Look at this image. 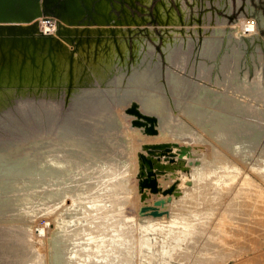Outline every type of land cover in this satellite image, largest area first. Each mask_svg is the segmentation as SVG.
Returning <instances> with one entry per match:
<instances>
[{"label": "rangeland", "instance_id": "rangeland-1", "mask_svg": "<svg viewBox=\"0 0 264 264\" xmlns=\"http://www.w3.org/2000/svg\"><path fill=\"white\" fill-rule=\"evenodd\" d=\"M102 1L105 0H97L96 4ZM106 1L110 4L109 16L131 18L124 25L132 28L128 32L132 50L134 38L145 35L158 52L150 42L137 41L135 57L131 56L129 61L126 42L120 41L118 47L112 40L104 41L96 54L91 51L90 57L85 52L76 54L79 78L69 101L66 81L56 87L34 86L18 91L27 98L55 101L61 105L62 115L72 107L77 90L99 85L110 88L117 72L122 94L131 78L148 62L154 63L163 93L171 105L169 116L175 122L182 114L181 118L197 135L158 136L144 141L137 152L130 149L124 137L120 144L114 141L113 146L102 151L91 147V150L78 149L79 145H73L55 157V160L66 158L65 167L50 162L51 155L45 151H38L19 168H6L2 162L0 264H36L38 260L39 264H53L59 246V251L66 252L86 241L88 233L104 237L102 247H108L115 264L118 261L162 264L163 254L157 251L161 242L171 239L170 229L183 227L193 232V239L182 240L168 264H264V131L244 147L239 146L242 140L226 135L222 138L212 131L214 120L229 114L228 123L241 137L243 132H253V127L247 126L251 125L252 117L233 109L235 104L243 107L248 89L229 87L232 85H227L228 79L242 87L248 85L250 95L261 99L255 103L264 108V94L255 93L251 86L257 79L264 83V0ZM166 2L185 22L159 21L161 7ZM84 14L82 20L88 17L87 14L83 17ZM41 17L58 19L55 15ZM246 18L254 21V29L238 38V24ZM216 38V50L206 54L207 41ZM166 39L167 43L172 42L167 44ZM178 48L190 53L185 69L179 71L188 81L183 96L182 92L171 91L169 81L170 70L175 69L172 54ZM83 55L85 58L80 62ZM13 96L10 90L0 98V135L5 140L11 139L2 122L10 126L5 101L13 100L15 105ZM194 101H200L198 123L182 113ZM117 102L126 103L127 99L120 97ZM32 116L33 113L28 115L33 119ZM126 130L122 133L125 136ZM112 133L107 136L114 138ZM53 138L59 137L53 135ZM128 139L132 141L131 136ZM32 140L10 152L13 160L24 155ZM165 142L172 145L168 155L160 158V164L165 167L155 172L160 188L155 191L147 185L142 187L141 181L146 178L140 172L139 153H147L145 143ZM211 158H215L218 170L207 164ZM99 162L112 164L107 173L114 177L99 178ZM116 176L123 181L110 188V184L117 182ZM145 238L154 245V250H145L142 244Z\"/></svg>", "mask_w": 264, "mask_h": 264}, {"label": "bare ground", "instance_id": "bare-ground-1", "mask_svg": "<svg viewBox=\"0 0 264 264\" xmlns=\"http://www.w3.org/2000/svg\"><path fill=\"white\" fill-rule=\"evenodd\" d=\"M104 4L107 5L105 6V9L108 10L109 5L106 2L102 3V9ZM169 22L171 23V21ZM99 25L103 26L105 24ZM254 26L255 23L252 19L246 18L245 20H242V22L238 24V30L236 32L237 37L242 38L247 35L248 31H252L254 29ZM40 27L45 33H56L58 29L57 19H44L41 17ZM103 30L105 31L107 28H103ZM217 41V38L207 41L205 49L206 54H211L216 50ZM78 53H82V51ZM68 54L69 52L65 56ZM189 56V52L180 48L173 51L172 54V60L176 71L175 69L170 70V89L172 92L175 91L174 93L176 94H180L182 92V96L184 89L187 88L188 81L179 71L185 69ZM84 58L85 57L83 55L80 62H83ZM68 62L69 61H67V63ZM64 63L66 64V61H64ZM156 69L157 65L148 62L145 68L129 80L128 87L122 94L119 93L120 82L118 81V78L120 76L117 72L113 74L114 79L110 88L99 85L98 87L83 88L79 91L77 90L75 96L73 97L72 107L62 115L60 110L61 105L53 103L55 101H49L48 99L45 100V98H27L22 95L20 91L13 90L14 101H16L15 105L13 104V100L7 99L5 101L6 108L9 109L7 111V115L12 123L10 122V126H8L4 120L2 121L3 125L8 129V136L11 139L5 140L0 135V167H3L2 162H4L7 166L6 168L12 169L14 166L19 168L24 163L31 161L33 155H35L38 151H45L49 153L51 155L50 158H52L50 162H55L57 165L65 167L67 164V161L65 160L66 158L55 160V157L61 156L62 152L66 151V148L70 149L73 148V145H79L78 149L85 150L90 149L91 147L95 150L102 151L103 148L113 146L114 141L120 144L122 137H124L125 142L130 146V149L137 152L144 141L157 139L158 136L163 138H166L171 134L177 137L196 136L197 132L195 129L181 118L182 114L175 119V122L169 116L168 112L171 105L167 96L163 93L164 89L158 80V72ZM227 85H232L229 87H233L237 90H242L243 88L248 89L246 93L247 100L242 101L243 107H239L240 105L235 104L233 109L252 117L251 125L247 126H252L253 132L252 134L251 131L248 133L243 132L241 133L243 134L241 137L236 132L237 130L235 131L232 129L228 123V120L231 117L229 114H226L223 118L218 117L214 120V127L212 128V131H217L222 138L224 135L230 137L234 136L235 140H242V143L239 146L244 147L247 142L254 141L257 137H260L264 131V108H262L263 106L260 104L255 103L257 100L261 99L255 95H250L251 91L248 85H244L242 87L230 79L227 80ZM251 86L252 90H255V93L264 94V83H261L259 79H257ZM120 97H126L127 102L119 104L117 100ZM134 101H138L140 103L144 112L154 114L158 117V127L160 129L159 133H145L142 128L132 125L131 121L134 115L130 114L133 116L131 118L128 115L129 113L126 112V108ZM236 101L238 103L240 100L237 99ZM199 103L200 101L190 102L184 107L182 112L196 123L199 122V119L196 117L198 114ZM15 110H18V115L13 114ZM31 113H33V119L28 117ZM259 119H263V122H260ZM12 126L15 128H11ZM87 128L89 130H87ZM125 129H127V136H125V133L122 134ZM112 131L115 132L112 133ZM32 132L39 133L41 138L37 139L35 134H33L32 136L34 140L31 141V145H29L28 149L24 152V155H21L13 160L14 157H11V153H5L8 148H11L10 145H12L13 142H18L20 144V141L24 140L19 137L29 136ZM109 133H115V138H109L107 136ZM53 134L59 138L54 139ZM129 136L132 137V141L129 139L127 140ZM5 142L8 143L5 145ZM16 147H18V145ZM67 157L70 159L72 156ZM9 159L13 161L8 163L10 161ZM117 159L118 158H114V160ZM207 162L210 167L218 170L219 165L215 164V158L208 159ZM97 165L100 166V172L98 173L99 178L103 175L106 176L107 180L114 177L107 173L112 164L99 162ZM116 181V183L109 185L110 188L116 186L117 183H121L123 180L119 176L116 178ZM169 234L171 239L168 240L165 238L157 250L159 253L163 254L160 258L162 264H168L170 262L171 257L177 253L182 240L193 239L191 238L193 232L187 227L177 230L170 229ZM104 242V237L102 235L88 233L86 241L76 244L75 247L69 248L66 252L63 249L59 251V246L57 251L54 252L53 264H115L113 263V256H110L108 247H102ZM142 244L145 250H154V245H151L146 238L143 240ZM119 258L120 257H118V259ZM72 260L74 261L72 262ZM36 264H39V260ZM117 264H122V261H118Z\"/></svg>", "mask_w": 264, "mask_h": 264}, {"label": "water", "instance_id": "water-1", "mask_svg": "<svg viewBox=\"0 0 264 264\" xmlns=\"http://www.w3.org/2000/svg\"><path fill=\"white\" fill-rule=\"evenodd\" d=\"M83 1L90 8V15L84 20L81 18L82 13L78 12V8L83 7ZM83 1H63L59 4L55 0H0V98L10 90L34 88V86L39 88L56 87L66 81L67 101H69L79 78L75 59L78 52H85L90 57L91 51L93 50V53L96 54L104 41L112 40L118 44V47H121L120 41H123L129 47V61H131V56L135 57L136 42L144 40L150 42L145 35L136 36L132 50L128 40L130 37L128 32L132 28L124 25V22L130 23L131 18L126 16L127 20H125L116 15L109 16L110 4L107 1H102L95 6L91 3L92 0ZM104 2L109 5L108 10L102 9ZM132 3L130 1V4L134 5ZM116 5L118 4L116 3ZM42 15H55L58 18L56 33L43 32L40 27ZM128 15H131L129 11ZM161 15L162 12H160L159 21L164 24L167 21H163ZM99 24H105V26ZM103 27L107 30L104 31ZM164 29L165 32H168L166 27ZM152 36L154 39H158L156 34H152ZM169 42L172 41L169 40ZM150 43L155 47L152 42ZM70 45L72 46L70 47ZM164 50L166 54V48ZM68 52L69 54L65 56ZM97 57L99 54L93 59L97 60ZM67 61L69 62L67 63ZM126 112L134 115L131 121L133 126L142 128L145 133H159L158 117L144 112L138 101H134L128 106ZM13 114L18 115V110H15ZM33 134L37 139L41 138L39 133L35 132L26 137H19L24 140L20 141V144L13 142L10 145L11 148H6L5 153H10L33 139ZM7 143L5 142V145ZM171 143L144 144L143 147L147 153L143 151L139 153L140 172L146 178L141 181L142 187L147 185L155 191L160 188L154 176L157 168L165 167L160 164V158L165 154L168 155ZM17 145L18 147H16Z\"/></svg>", "mask_w": 264, "mask_h": 264}, {"label": "flooded vegetation", "instance_id": "flooded-vegetation-1", "mask_svg": "<svg viewBox=\"0 0 264 264\" xmlns=\"http://www.w3.org/2000/svg\"><path fill=\"white\" fill-rule=\"evenodd\" d=\"M55 1L60 4L63 1H72L73 2V1H78V0H55ZM96 1L97 0H94L93 1V3H94L93 5L94 6L97 3ZM178 1L180 3V0H178ZM82 6H83L82 8H78V12L79 13H82V14L85 13V14H87L89 16L90 15L89 14L90 13V8L88 7V5L83 1L82 2ZM161 10H162L161 11L162 12V15H161V18L162 19H164V20L169 19V21H171V23H174V22H177V21L183 22L182 21V18L179 16L178 12L175 11L174 9H172L171 8V5L170 4H167V2H166V4H165L164 7H161ZM83 17H86V15L83 16ZM184 22H185V20H184ZM189 22H191V21H189Z\"/></svg>", "mask_w": 264, "mask_h": 264}]
</instances>
